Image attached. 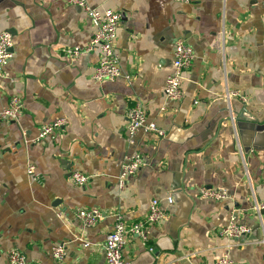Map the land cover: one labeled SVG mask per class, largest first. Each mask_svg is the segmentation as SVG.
I'll list each match as a JSON object with an SVG mask.
<instances>
[{
    "label": "crops",
    "instance_id": "obj_1",
    "mask_svg": "<svg viewBox=\"0 0 264 264\" xmlns=\"http://www.w3.org/2000/svg\"><path fill=\"white\" fill-rule=\"evenodd\" d=\"M87 2L122 13V75L114 81L93 79L99 49L77 59L64 54L96 31L82 8L68 0H0V32L14 42L0 109L15 95L23 102L18 121L0 122V264H9L12 249L26 264H108L103 244L116 216L136 222L153 198L166 218L149 226L147 240L128 237L123 255L132 264H214L226 252L240 264H264V229L252 212L264 199V5ZM180 40L195 57L182 98L170 100L164 86ZM230 91L241 97L228 99ZM137 103L164 136H129L127 112ZM58 118L66 125L56 136L32 142L42 124ZM134 151L144 164L121 189L122 163ZM75 171L90 176L85 185L73 183ZM201 187L224 188L230 198H202ZM92 207L106 216L85 227L76 211ZM233 211L250 229L235 239L220 234ZM80 237L94 245L82 247ZM58 245L67 248L63 260L53 256Z\"/></svg>",
    "mask_w": 264,
    "mask_h": 264
},
{
    "label": "built area",
    "instance_id": "obj_2",
    "mask_svg": "<svg viewBox=\"0 0 264 264\" xmlns=\"http://www.w3.org/2000/svg\"><path fill=\"white\" fill-rule=\"evenodd\" d=\"M180 3H189L191 0H176ZM264 5V0H260ZM69 4L82 8L91 22L96 28V31L91 40L85 46H70L65 48V56L70 59L90 53L95 49L101 52V59L95 70L93 79L97 82L105 80L114 81L122 75L120 60L116 52V39L118 29L122 22V13L111 9L101 10L92 7L87 0H68ZM13 35L9 31L0 32V79L8 77L6 67L8 61L12 57ZM195 53L191 45L180 40L176 43L171 71L166 77L164 93L170 100H180L183 96L182 83L184 80V71L192 64ZM227 98L239 96L241 94L236 91L227 93ZM244 101L246 97H242ZM23 113V102L20 96L15 95L10 100L7 106L0 109V122H16ZM66 125L64 118H58L52 122L42 124L38 135L32 139L33 143H38L47 137H54L58 131ZM139 130L146 132H154L158 136H164L165 131L160 128L156 122L150 121L143 106L137 103L127 112V131L130 137H133ZM144 164V157L141 152L134 151L126 156L122 163L121 172L118 176V185L122 189L126 186L127 181L138 171ZM28 174H34V167H28ZM90 176L81 172L75 171L71 174V179L74 184L85 185ZM199 195L205 199L225 200L230 198V194L224 188H208L201 187ZM168 201L173 202V198L169 197ZM252 212L255 213L264 229L263 212L264 199L255 200L252 206ZM76 216L83 222L85 227H92L98 224L105 216L104 210L98 207L80 208L76 211ZM166 218V212L162 209L158 198H153L149 203V208L146 216L136 222L129 223L121 215H117L112 229L107 234L103 248L108 264H132L126 260L123 255V249L128 241V237L135 235L142 240L148 239L149 226L159 223ZM250 229L247 225L238 222V216L233 211L228 222L222 227L220 234L224 237L235 239L249 233ZM79 242L84 248H90L94 245L90 240L80 237ZM264 244V237L261 239ZM67 248L64 245L54 246L52 253L57 260H63L66 257ZM9 264H26V258L22 252L17 249H12L9 252ZM214 264H240L233 260L226 252L219 256Z\"/></svg>",
    "mask_w": 264,
    "mask_h": 264
}]
</instances>
